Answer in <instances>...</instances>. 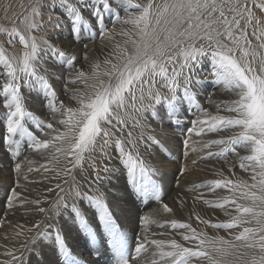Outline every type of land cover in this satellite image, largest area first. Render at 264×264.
Returning a JSON list of instances; mask_svg holds the SVG:
<instances>
[{"label": "snow or ice", "instance_id": "1", "mask_svg": "<svg viewBox=\"0 0 264 264\" xmlns=\"http://www.w3.org/2000/svg\"><path fill=\"white\" fill-rule=\"evenodd\" d=\"M42 9L48 12L47 25ZM19 25H0V34L7 37L0 42V145L6 144L17 157L15 186L6 197V208L31 205L26 214L43 213L49 221L44 228L41 221L15 226L14 239L35 233L20 247L37 264H45L49 253L54 259L47 264H88L69 247L67 233L73 227L97 254L95 245L103 242L105 264H264V0H34ZM46 29L53 35H39ZM65 30L71 40L61 47L54 39L59 41ZM97 41L100 55L93 59L89 45ZM46 65L61 71L54 73ZM54 80L63 84L67 102L60 99ZM205 82L228 95L219 102L205 97L214 112L198 98ZM32 97L46 116L30 109ZM188 115L193 118L188 120ZM149 117L167 120L168 127L181 132L185 158L193 134L215 137L202 142L207 151L199 160L227 163L229 154L238 158L246 179L232 178L230 168L228 176L217 171V178L192 189L214 194L208 200L200 192L196 199L220 210L226 219L213 222L194 214V227L175 218L160 221L147 212L139 216V231L130 242L100 189L107 179L102 173L110 169L107 164L97 167L93 160L85 174L84 163L98 150L108 160L105 149L115 146L137 195L151 196L174 217L173 207L163 203L162 186L153 178L158 169L141 152L151 155L154 147L168 151ZM185 123L190 127L184 128ZM133 129L138 130L135 136ZM22 151L45 156L46 164L34 168L33 161H20ZM61 159L66 162L63 168L48 167ZM41 168L53 172L52 178L63 176L68 185L67 190L60 183L47 189H58L47 209L40 206L41 199L28 200L16 191L24 187L21 180L35 183L28 174ZM77 170L89 191L81 190ZM187 171L185 162L179 175ZM178 203L184 206L182 199ZM85 208L94 210V216H86ZM153 226L165 229L170 238H152L165 234L153 232ZM220 230L226 235H219ZM5 255L10 259L3 264H30L24 252L17 256L8 250Z\"/></svg>", "mask_w": 264, "mask_h": 264}, {"label": "rangeland", "instance_id": "2", "mask_svg": "<svg viewBox=\"0 0 264 264\" xmlns=\"http://www.w3.org/2000/svg\"><path fill=\"white\" fill-rule=\"evenodd\" d=\"M143 1L146 2V0H143ZM143 1L138 0V2H140V3H143ZM43 10L45 12H47L46 9H43ZM56 11L59 12V9ZM255 11H256L258 16L261 15V13L258 9H256ZM52 14H54L53 18H55L56 13L54 12ZM46 15H48V12L46 13ZM46 15H45V17H43L44 22L47 21ZM48 23H49L48 21L45 22V25H47ZM44 33H46V34H44ZM39 34L51 36V35H53V30L52 29H46L45 32H41ZM69 39L71 40V37L68 35L67 31L65 30L63 32V35H61L60 39H59L60 40L59 41L60 46L61 47L67 46L68 41H70ZM6 40H7V37L4 34H0V42H5ZM54 42H58V41H55V39H54ZM98 45H99V41H97L96 44H90L89 45V48L91 50V56L93 59H95L96 57H98L100 55ZM5 47H9V46L7 44H5ZM20 47H21V45H19L17 43L16 48L19 49ZM72 47H74V46H72ZM9 51H12V49L9 48ZM78 61H79V65L83 66L85 68V70H87L86 64L84 63L83 60H80L79 56H78ZM46 66L50 67V70L54 73L58 74L61 71L60 68H52L50 65H46ZM53 83H54V87L57 90L58 95L60 96V99L65 100V102H67L66 97L62 94L63 93V84L59 80H54ZM210 90L213 91L212 94L214 95V97H221V98L227 99L228 95H227V93H225L221 90L218 91L216 86H210V82H206L203 85H201L200 96L198 97L200 99V103L203 104L206 108H208V110L210 112H213L212 109H209L210 105L206 104V99H205V97L209 96ZM29 106H30V109L36 110L37 114H41L42 116L47 115L46 110L43 109L42 105L40 104V101L38 99H36L35 97L30 98ZM192 118L193 117L191 115H188V117H187L188 120H191ZM152 122L155 123L156 125H158V127L156 126L157 128H159V127L162 128V125H163V127H165V124L168 125L167 120H165L163 123H160V122L155 121V120H153ZM183 127L184 128L190 127V124L185 123L183 125ZM170 128H172L171 131L175 135L178 136V138H179L178 140L180 142L183 141V139L185 137L181 134V132L178 131L175 127H170ZM137 131L138 130L135 129V132H133L134 136L136 135ZM162 135H163L162 142L168 148V151H159L154 147L150 150L151 155H149L148 153H144L142 148H141V152L145 156L147 162L152 164L155 168L158 169L159 175L156 177H153V178L156 179L158 181V183L162 186L163 203H167V204H169L170 207H173L174 212H175L174 217L171 214L164 213L162 211L161 205L159 203H157L154 199H152L151 196L144 198V197H140L137 195L135 190L132 188L131 183L129 182V178L127 177L126 169L120 163V159H117V162H115L114 160H111V159L110 160L109 159L104 160L103 157L100 156L101 154L99 153V150L96 153H94V154H97L100 156V157H98V159L104 160V162H100V160H97L96 164L99 162L97 164V167L102 168L103 165H101V164L103 163V164H107L108 168L110 169L109 172L102 173V175L106 176L107 179L105 181V184L103 183L100 186V189L103 188L104 185H106V184H112V190L111 191H113V187L115 185H117V187H119L118 184L122 185L124 183V186L126 188L127 193H125L124 188L120 187L119 188L120 191L116 192L118 194H115L116 198H114V201L112 202V204L109 202V199H108L109 196H106L105 192H103L102 189H101V191L103 192L104 197L108 201L109 207L112 209L113 215L116 218L117 223L121 226V228L124 231H126L128 233L129 238H130V242H131V237L136 232L139 231V229H138V218H139V216H141L147 212H154L155 218L160 220V221L168 220L171 218H176L177 220H180V221L191 222L194 227L197 226V222L195 220L194 214H199L201 217H204L206 219L209 218L213 222H216L219 219H222V220L226 219V217L223 215V213L220 210H218V209L214 210L212 208L207 207L206 205L203 206V201L196 199V197L200 194V192H203L204 193V199H208V200L214 199L215 198L214 194L208 193L206 189H200L199 192L192 190L193 186L201 184L205 181V180H203L199 183L197 182V180L202 176V174L206 173V174L211 175L213 178H217L215 176V173L217 171H223L224 175L228 176L230 168L233 172H235V176L232 178H234V179L235 178H245V179L247 178V174L244 173L239 168L238 162H237L238 158L235 155L229 154L228 158H227L228 159L227 163H225L223 160H218V159L199 160V157L201 155H203L204 152L207 151V150H202L203 149V146H202V148L199 150V152H190L188 154V156L185 158L183 156V152H184L183 147H182V150L178 151V149H175V146L170 143L172 141V139H170V135H168L166 133H162ZM194 137L196 138L195 134H193L191 136L189 142H191ZM114 147L115 146H110L111 150H109V148L106 149L108 155H110L111 153L114 154ZM7 148H8V146L6 144L0 145V206H1L0 210L3 209V211L0 212V214H1L0 221L2 220L5 223L11 222V223H14L15 225L11 229V232L9 234H7V236H8L7 239L4 238L3 242L0 241V246L4 245V244H5V246L9 245V244L10 245L13 244V242H14L13 241L14 240L13 235H15V226L17 224H26L28 227H31V223L33 221H36L37 217L45 215L43 213L30 212V215L32 217H28L27 215L29 213H27V214L25 213V208L34 207V206L27 205V204L22 209H20V208L18 209V207L13 208V209H7L6 208L5 200H6V197L9 195L10 190H11V188H9V186L10 187L15 186L14 164L17 162V157L13 156L10 152H8ZM115 150L117 151L116 148H115ZM213 150L215 151V149H213ZM154 154L159 156V163L155 162V160L153 158L155 156ZM241 155H243V153H241ZM160 157H163L165 159V161L160 160ZM152 158H153V161L151 160ZM92 159H93V156L91 159L86 158L85 162L86 161L92 162ZM194 159L198 160L197 164H195V165H193L191 163V161ZM19 160L20 161H25V160L33 161L32 166L34 168H39L40 165L46 164V157L45 156H42L38 153H34L31 151H28V152L22 151L21 155L19 157ZM185 162L187 163L188 168H192V169H189V171L185 172L183 175H179V169L182 166V164ZM65 163H66L65 161L61 160V162L59 164H57V165L49 164L48 167L49 168L55 167V168L59 169V168H63L65 166ZM84 168H85L84 172L86 171L87 168L90 171L89 167H86L85 163H84ZM8 175H10V177H8ZM28 175H29L30 181H36V182L35 183H29V182H24L23 180H21V184L24 185L23 188H20V190L23 192L22 198H26L28 200H33V199L39 198L42 201H44L40 206L44 207L46 209L50 207V205L53 201V195H56V191H58V189H57L55 191L49 192V191H47L48 188L55 189L54 184L60 183L62 187H64L66 190L68 189V185L63 184V179H64L63 176H61V177H63L62 179H60L61 177L60 178H52V177H54V173L53 172H45L43 170V168H41V170L39 172L34 171L32 173H29ZM76 179L78 181H81V183L84 182L81 180V176H80L78 170L76 171ZM209 179H211V178H209ZM209 179H206V180H209ZM60 180H62V181H60ZM119 180H121L123 183ZM47 181L50 184L49 185L42 184V187L40 186L41 188H40L39 192H37L35 190V188L32 187V186H35L39 182L44 183ZM26 187H27V190H26ZM85 187H87V188L85 189ZM81 190L82 191H89V186H84V187H82ZM43 193H44V196H46V197L43 196ZM89 194H91V193H89ZM124 197H126V198L128 197L127 198V199H129L128 202L126 200H124ZM179 199H182L184 201V206L182 208L179 207V203H178ZM133 210H134V213L137 215V222H136L137 227L129 226L131 224V222L127 221L129 213H131ZM84 211H85L86 216H88V217H92L95 214L94 210H92V209L85 208ZM190 215L192 216V219L189 221ZM130 219H131V217H130ZM46 222L49 223L47 218H46ZM59 223L63 227L65 225V220L61 219ZM68 223L70 224L71 222L69 221ZM93 227L95 228L96 225H93ZM153 227H155V226H153ZM198 227H199V229H202V230L208 232L209 234L217 233L216 229H212L210 227H205L204 225H198ZM154 232H164L165 233L164 235H157L155 237H152L154 239L167 240L170 238L169 234L165 231V229L159 228L158 231H154ZM26 234L30 235L31 233H26ZM218 234L219 235H226V233L223 230H220L218 232ZM67 239H68L69 247L72 249V251L74 253H76L78 256H80L81 258H83L84 260H86L88 262V264H105L106 254L103 250V242L102 241L98 240L97 244L95 245V248L100 249L99 254H97L95 252L94 248L87 242V238L85 236H83V234H81L75 227H73L72 230L69 233H67ZM9 249L13 250L15 252V254H20V249L15 250L12 247ZM30 256L31 255L28 252L25 253V257L29 260V262L31 261L33 264H35V263L37 264V262H34V260L36 261V258L34 256H31V257ZM46 257L48 259H50V258L54 259V257H52L51 253H49ZM4 261L6 262V259L3 260V258H2L0 264H3Z\"/></svg>", "mask_w": 264, "mask_h": 264}, {"label": "bare ground", "instance_id": "3", "mask_svg": "<svg viewBox=\"0 0 264 264\" xmlns=\"http://www.w3.org/2000/svg\"><path fill=\"white\" fill-rule=\"evenodd\" d=\"M143 1V0H142ZM45 2H47V0H45ZM32 3H34V0H0V25H2V26H7V27H11L12 26V24H13V22L15 21L16 23H17V26H20L19 25V18L20 17H22V15L23 14H25V11L31 6V4ZM143 3H145L144 1H143ZM6 5H10V7L8 8V11L7 12H5V6ZM58 10V9H57ZM42 11V15H43V17H45V15H46V13L47 12H45L43 9L41 10ZM53 16H54V14H52ZM47 16V15H46ZM47 18V17H46ZM48 21V20H47ZM47 21H45V22H47ZM44 22V21H43ZM45 22H44V24H45ZM50 31V30H49ZM49 33V32H48ZM44 34H46V33H44ZM40 35V34H39ZM43 35V34H42ZM68 39V38H67ZM70 40V39H69ZM60 41V40H59ZM58 41V42H59ZM67 42V41H66ZM65 42V43H66ZM69 42V41H68ZM255 42V41H254ZM67 44V43H66ZM68 45V44H67ZM74 46V48H76L77 46H75V45H73ZM83 64V63H82ZM206 83V82H205ZM217 90L219 91L220 89L217 87ZM213 93V91L212 90H210L209 91V95H211V99L213 100V101H217V102H219V101H221V100H225L224 98H221V97H214V95L212 94ZM205 102V101H204ZM206 104H209L210 106H209V109H212V111L214 112V106L212 105V104H210L207 100H206ZM208 106V105H207ZM153 120L149 117V120H148V123L151 125V127L153 128V129H155L156 130V132H159V133H166V134H168V135H170V139H172V141L170 142L172 145H174L175 146V149H178V151H180V150H182V147H183V143H182V141L180 142L178 139V136L177 135H175L171 130H172V128H170V127H168V125H166L165 124V127H163V125H162V128L161 127H159V128H157L158 127V125H156L155 123H153L152 122ZM157 126V127H156ZM133 132H135V129H133L132 130ZM210 138H214V136H204V137H198V136H196V138L194 137L193 138V140L191 141V142H189V144H190V148H189V153L190 152H193V151H191V148L192 147H194V148H196L197 149V151H195V152H199V150L202 148V146H203V141H206L207 139H210ZM107 148H109V150H111V148L110 147H107ZM106 148V149H107ZM105 149V150H106ZM118 154V152L115 150V147H114V154H110L109 155V160L111 159V160H114L115 162H117V159H119V156L117 155ZM155 155V154H154ZM92 156H93V159H92V161L94 160L95 162H97V160H100V159H98V157H100L99 155H97V154H92ZM154 160H155V162H157V163H159V156H157V155H155L154 157ZM153 158L151 159L152 161H153ZM61 160H63V159H61ZM160 160H164L165 161V159L163 158V157H160ZM64 161V160H63ZM100 162H104V160H100ZM235 162V161H234ZM237 162H238V160H237ZM90 163H92V162H89V161H86L85 162V165H86V167H88V165L90 164ZM99 163V162H98ZM97 163V164H98ZM236 163V162H235ZM166 164V163H165ZM100 165V164H99ZM101 165H103V163L101 164ZM100 165V166H101ZM111 167V166H110ZM85 169V168H84ZM189 169H192V168H189ZM87 171V172H86ZM86 171L84 172L85 174L86 173H88V172H90L89 170H88V168L86 169ZM79 172V171H78ZM79 174H80V176L82 175V173H80L79 172ZM114 176V175H113ZM8 177H10V175H8ZM63 177H61L60 179H62ZM209 178H213L211 175H209V174H202V176L197 180V182L199 183V182H201V181H203V180H206V179H209ZM79 179V178H78ZM112 179V178H111ZM60 181H62V180H60ZM119 181H121V180H119ZM81 182V181H80ZM122 182V181H121ZM62 183V182H61ZM123 183V182H122ZM42 184H47V185H49L50 183L47 181V182H44V183H37L35 186H32V187H34L35 188V190L37 191V192H39L40 191V188L42 187ZM82 185H83V187L84 186H88L87 184H85L84 182L83 183H81ZM104 184H105V182H104ZM55 185V184H54ZM12 186V185H11ZM41 186V187H40ZM118 186L119 187H117V185H115L114 187H113V191H111L112 190V184H106V185H104V187L103 188H101L102 189V191L103 192H105V195L106 196H109V202L112 204V202L114 201V198H116V196H115V194H118V193H116L117 191H120V187H122V188H124V191H125V193H127L126 192V188H125V186H124V183L122 184V185H119L118 184ZM67 187V186H66ZM9 188H13V187H10L9 186ZM87 187H85V189H86ZM26 190H27V187H26ZM16 191L17 192H20L21 194H23V192L20 190V188H17L16 189ZM121 193V192H120ZM46 195V194H45ZM43 196H44V193H43ZM44 197H46V196H44ZM55 197H56V195H53V200L55 199ZM128 198V197H127ZM126 197H124V200H126L127 202H128V200L129 199H127ZM46 199V198H45ZM118 206V205H117ZM203 206H204V203H203ZM1 207V206H0ZM25 207V206H24ZM28 207V206H27ZM17 208V207H16ZM20 207H18V209H19ZM20 209H22V208H20ZM127 209V208H126ZM138 210V209H137ZM1 211H3V209H1L0 210V212ZM131 211V210H130ZM0 216H1V214H0ZM28 217H32L31 215H30V212H29V214L27 215ZM130 217H131V219H130ZM176 219V218H175ZM207 219H209V218H207ZM219 220H222V219H219ZM36 221H41L42 223H41V228H44V226H45V224H47V222H46V215H42V216H40V217H37V219H36ZM128 222H131V224L129 225V226H134V227H137L136 225H137V215L134 213V210L131 212V213H129V215H128V220H127ZM1 223H2V227H0V241H2L3 242V239L5 238V237H8L7 236V234H9L10 232H11V229L13 228V226L15 225L14 223H11V222H8V223H5V222H3L2 220L0 221ZM127 222V223H128ZM134 229V228H133ZM136 229V228H135ZM139 229V228H138ZM159 230V228H157V227H152V231L154 232V231H158ZM138 231V230H137ZM35 233H31L30 235H27V234H25V237H23V238H20V240H17V239H14V235H13V244H9V245H6L5 246V244L4 245H1L0 246V262H1V259L3 258V260H5L6 259V262L10 259V257H8L7 255H5V253L8 251V250H11V249H9V248H14L15 250H18V249H20V254H21V252H24V254L25 253H27L26 251H25V249H23V248H21L20 247V244L21 243H23V240L24 239H26V238H28V237H30V236H32V235H34ZM77 237V236H76ZM76 240V239H75ZM20 254H16L17 256H19ZM31 257V256H30ZM84 257V256H83ZM33 259V258H32ZM49 259L47 258V257H45V264H47V261H48ZM94 260V259H93ZM5 262V261H4ZM34 262H37V261H35L34 260ZM94 262V261H93ZM32 262L30 261V264H31ZM33 264V263H32ZM36 264V263H35Z\"/></svg>", "mask_w": 264, "mask_h": 264}]
</instances>
